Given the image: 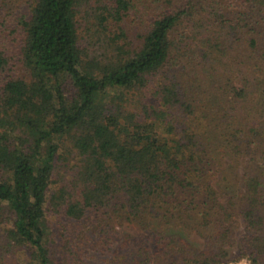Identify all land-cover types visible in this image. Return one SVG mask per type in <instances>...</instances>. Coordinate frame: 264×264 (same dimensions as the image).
<instances>
[{
	"label": "trees",
	"instance_id": "obj_1",
	"mask_svg": "<svg viewBox=\"0 0 264 264\" xmlns=\"http://www.w3.org/2000/svg\"><path fill=\"white\" fill-rule=\"evenodd\" d=\"M64 220L110 264H264V0H0V264H77Z\"/></svg>",
	"mask_w": 264,
	"mask_h": 264
},
{
	"label": "rangeland",
	"instance_id": "obj_2",
	"mask_svg": "<svg viewBox=\"0 0 264 264\" xmlns=\"http://www.w3.org/2000/svg\"><path fill=\"white\" fill-rule=\"evenodd\" d=\"M81 32V39L80 44L81 46H86L89 51L92 52V50H96L95 53L99 51V47H96V45H89L88 44V38H87V32L83 28V24L80 27ZM61 83L62 87L64 89V92L66 95L70 94L73 90V87L66 77H61ZM18 131V130H17ZM18 133H21L18 131ZM52 221V220H50ZM50 225L52 229L54 230V225L50 222ZM63 226H65V233L72 231V234L70 236V242L68 243V246H71V249L74 248L76 251L77 258V264H110L109 258L113 254V248L117 244V241L113 242L110 246V249L100 251L98 248H95L92 246V238L94 237V234L90 232V229L84 226L82 223H79L78 221H71L70 223H67L65 220L63 221ZM75 229V230H74ZM115 229L119 232V234H123L124 232H130L131 234L137 233V227L128 224L123 223L122 225L115 224ZM56 236V235H55ZM58 236V235H57ZM59 247H57L56 250H58ZM119 251V250H118ZM230 264H255L250 261V259L245 256H239L234 260L229 261ZM56 264H68L67 262L62 261V257L59 255V253L56 254Z\"/></svg>",
	"mask_w": 264,
	"mask_h": 264
}]
</instances>
